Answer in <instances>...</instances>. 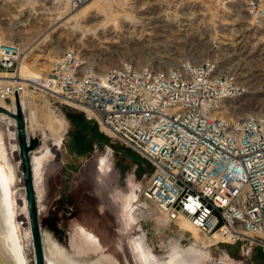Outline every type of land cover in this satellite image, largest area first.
<instances>
[{
	"label": "built area",
	"instance_id": "2783aa9c",
	"mask_svg": "<svg viewBox=\"0 0 264 264\" xmlns=\"http://www.w3.org/2000/svg\"><path fill=\"white\" fill-rule=\"evenodd\" d=\"M214 1L264 27V0ZM9 39L0 34V74L16 71L20 49ZM235 77L209 58L173 67L124 60L99 72L71 47L51 62L41 91L151 165L141 194L167 223L187 219L210 246L239 244L249 254L264 252V117L222 115L226 100L247 92ZM24 88L0 81V102Z\"/></svg>",
	"mask_w": 264,
	"mask_h": 264
},
{
	"label": "rangeland",
	"instance_id": "374dc122",
	"mask_svg": "<svg viewBox=\"0 0 264 264\" xmlns=\"http://www.w3.org/2000/svg\"><path fill=\"white\" fill-rule=\"evenodd\" d=\"M5 1V5H0V34L10 38L9 41L21 44L24 51L32 44L25 52L24 62L31 70L41 68L45 63L48 69L42 75L49 71L51 62L57 56L71 47L79 51L87 63L95 65L99 72L124 60L135 66L173 67L180 61L209 58L218 61L221 70L233 73L247 90L240 99L229 100L232 105L239 106L238 113L230 117H264V29L250 26L240 6L220 7L214 0H87L80 5H89L87 13L71 19L73 13L66 11V6L70 5L61 3V0H56L57 3L47 0ZM15 4L18 7L13 12ZM33 10L39 11L38 15H32L38 18L34 23L28 22L24 26L17 23ZM24 91L26 110L23 116L27 127L30 125L28 106L37 112L39 123H45L44 97L52 111L65 119L66 129L64 133H59L58 143L53 144L51 138L46 142L48 150L45 152L53 155V161L59 160L58 151L61 148L72 145L85 154L103 156L126 171L133 187L132 199L125 210L131 235L133 240L144 235L156 264L163 263L169 244L174 241L185 248L194 243L195 254L213 248L241 249L239 244L209 247L208 241L202 240L201 243L187 229L167 223L156 209L147 215L132 208L130 214L138 218L133 222L129 208L138 199L135 195H138L140 186L151 176V165L119 140L100 131L94 123L83 120L79 111L43 94L34 84L25 85ZM6 103L11 105L12 102ZM0 119H3L2 116ZM3 120L7 124L15 172L18 174L15 182L20 186L16 189V220L24 241L23 249L28 256L31 237L16 135L14 126H10L14 123L7 117ZM28 134L38 138V146L42 145L40 132ZM38 146L34 147L31 155L37 203L42 211L45 208L40 203L43 200L40 188L42 175L35 161V157L42 153L35 152ZM150 208H154L152 204H149ZM137 251L139 255L142 252L138 248ZM241 254L243 257L242 250ZM248 255L264 264V252L260 247L254 246ZM141 259L146 264L143 256Z\"/></svg>",
	"mask_w": 264,
	"mask_h": 264
},
{
	"label": "water",
	"instance_id": "95a60500",
	"mask_svg": "<svg viewBox=\"0 0 264 264\" xmlns=\"http://www.w3.org/2000/svg\"><path fill=\"white\" fill-rule=\"evenodd\" d=\"M14 103V112L2 107L0 112L14 120L31 242L26 256L15 219L18 174L6 124L0 120V264H144L125 214L133 187L126 171L105 157L72 145L58 151V161L48 152L36 156L42 175L40 203L45 206L39 211L30 157L38 141L26 134ZM183 264L262 263L244 252L242 257L241 249L213 248Z\"/></svg>",
	"mask_w": 264,
	"mask_h": 264
},
{
	"label": "bare ground",
	"instance_id": "6f19581e",
	"mask_svg": "<svg viewBox=\"0 0 264 264\" xmlns=\"http://www.w3.org/2000/svg\"><path fill=\"white\" fill-rule=\"evenodd\" d=\"M9 1L12 2V0H9ZM47 1H51V2L55 1L54 3H57L56 0H47ZM83 1L86 2L87 0H82L81 4L83 3ZM63 2H66L69 5H71L70 2H68V1H63ZM81 4L75 6L76 8L73 7L74 9H72V7L70 8V6H66V8H67L66 11H68L69 13H73L71 15V17H72L71 19H73V18L76 19V18L83 16L87 13V11L89 9V7H88L89 5H85L84 7H82V6L80 7ZM231 5H235V4H231ZM17 7H18V5L15 4V6L12 7V11L14 12L15 9H17ZM220 7H225V6H220ZM238 11H240V10H238ZM33 13L38 15L39 11H35V10L28 11V13L26 14V17L23 20H18L17 23H20L21 26L26 25L28 22L34 23L38 18L35 15L33 17L32 16ZM12 19H14V18H12ZM262 28L264 29V27H262ZM17 44H18L19 49H20V55L18 57V63H17L16 71H15V73H12V74H0V81L8 82V81L14 80V81L20 82L24 86L27 85L28 83H32L39 90H42V79L45 77L46 74L42 75L41 73L43 71H45L46 69H48L47 66L45 65V63H42L41 68H35V69L31 70L25 64L24 60H25V52H26V50H28V48L32 47L31 46L32 44L28 48H26L25 51L22 49L23 47L21 46V44H19V43H17ZM96 70H97V68H96ZM24 94H25V91L23 89L21 94H19L17 97L10 99V101L12 102L11 105L4 103V102H0V107L4 108L10 112H14V110H15L14 99H15V102L19 105L20 111L23 115V112H25V110H26V104L24 103V100H25ZM229 100H236V99H228L223 103L221 113L225 117H229L230 115L234 116V114L236 115L238 113V109H239V106L232 105L231 101H229ZM29 105H30V103H29ZM44 107L46 110L45 111L46 112V114H45L46 118H45V123L43 125H41L39 123L38 115H37V112L35 111V109L31 108L30 106H28V111H27L28 112V120H29V124H30L29 127L26 126L27 125L26 119L23 116L24 124H25V128H26V134L28 136H29L28 132H31V134H33V135H36L37 131H38V132H40V134H42L43 142H42V145H40V146H38V143H39L38 138H36L35 136H32V137L36 138L38 141L37 145L35 146V147L38 146V148L35 152L47 151L48 150V146H47L48 144L46 142L48 140H50V138L54 140V142H52L53 144L58 143L57 138L59 136V133H62V132L64 133V131L66 129L65 119L63 118V116L61 114L55 113L52 111V109L50 108V104L45 97H44ZM1 116L3 119L6 117L9 118L14 123V120L11 117H9L8 115L0 112V118H1ZM238 118H245V116L244 117H238ZM3 119H0V120L5 121ZM10 126H14V125L12 124ZM6 129H7V124H6ZM14 132H15V130H14ZM7 135H8V140H9L10 138H9L8 129H7ZM10 136H12V132H10ZM9 146H10V140H9ZM33 150L34 149H32V151L30 153L31 161H32V155L31 154H32ZM10 152H11V146H10ZM11 157H13L12 152H11ZM32 167H33V162H32ZM33 176H34V170H33ZM15 179H16V177H15ZM34 186H35V191H36L35 178H34ZM142 187H143V185L140 186V188L138 190V195L137 194L135 195L136 198H138V199L136 200L134 198V200H136V201L129 208V216L133 220V222H134V220H138V218L136 216H132V214H130V212H132V208L135 211H142L143 213H145L147 215L151 214L153 212V210H155V208H152V209L150 208V210H149V204L150 203L143 198V196L141 194ZM36 196H37V192H36ZM15 203L17 204L16 199H15ZM25 204H26V198H25ZM26 209H27V204H26ZM155 211L159 214V211H157V210H155ZM160 215H161V213H160ZM138 216H141V215L138 214ZM161 216L164 219L163 215H161ZM15 219H17L16 216H15ZM27 220H28V217H27ZM176 225L187 229L188 231L193 233L194 236L196 235L200 239L201 243L203 242L202 240L207 241L206 238H204L194 227H192V225L189 223V221L187 219H180V220L176 221ZM28 226H29V224H28ZM18 228L20 231L19 224H18ZM29 231H30V228H29ZM20 235H21V232H20ZM30 237H31V233H30ZM21 239L23 241L22 235H21ZM134 243L136 244V248H138V250L142 251V252H140V257L141 258H142V256L144 257L146 264H156V260H155L154 255L151 253L149 247L145 243L144 235H141L140 238H134ZM193 244L190 247L185 248V247L181 246L179 244V242H177V241L171 242L169 244L167 255L164 258L162 264H183L188 258H190L191 256H193L195 254L193 252ZM196 245H198V244H196ZM209 247H212V246L209 245ZM22 249H23V246H22Z\"/></svg>",
	"mask_w": 264,
	"mask_h": 264
}]
</instances>
